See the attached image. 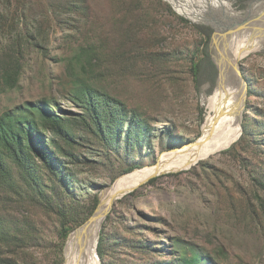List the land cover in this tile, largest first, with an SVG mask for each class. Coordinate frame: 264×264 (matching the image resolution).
Instances as JSON below:
<instances>
[{"label": "rangeland", "instance_id": "374dc122", "mask_svg": "<svg viewBox=\"0 0 264 264\" xmlns=\"http://www.w3.org/2000/svg\"><path fill=\"white\" fill-rule=\"evenodd\" d=\"M0 1L13 7L18 0ZM227 1L233 7L226 15H231L245 12L252 0ZM170 3L144 0V23L137 25L123 11L122 0H88L87 19L69 20L64 26H73L66 32L63 24H52L48 50L26 54L16 87L0 81V115L51 98L64 110L80 113L68 99L74 81L85 69L96 71L90 83L122 100L153 129L147 144L128 158L94 155L88 141L75 145L82 158L73 166L83 187L79 199L65 200L66 221L77 224L65 240L61 216L47 205L14 192L2 196L4 213L36 225L38 246L27 252L28 264H67L71 235L96 213L104 193L120 178L171 159L173 152L202 137L220 76L215 58H223L226 40L215 45L209 26L194 23ZM257 9L264 10V0ZM208 28L212 32L206 34ZM204 43L205 56L197 51ZM91 50L98 60L76 62L71 76L70 60ZM11 56L7 51L0 57L7 61ZM197 62L198 76L193 70ZM240 64L246 98L238 138L190 168L164 171L115 200L97 240L98 249L104 233L107 264H264V207L252 185L253 166L264 169V46ZM131 166L137 168L124 172ZM139 242L151 250H140ZM97 257L105 264L98 251Z\"/></svg>", "mask_w": 264, "mask_h": 264}, {"label": "trees", "instance_id": "16d2710c", "mask_svg": "<svg viewBox=\"0 0 264 264\" xmlns=\"http://www.w3.org/2000/svg\"><path fill=\"white\" fill-rule=\"evenodd\" d=\"M87 5L88 0H18L12 7L0 1V56L12 52L7 61L0 57V81L10 88L16 87L26 54L31 50L46 52L54 32L52 24H63L61 28L66 32L73 26H64L70 24L69 20L81 23L87 19L88 10H91ZM143 8L144 0H122L123 11L129 18H135L137 25L144 23ZM209 30L212 32L208 28L206 34ZM197 51L205 56V43ZM96 54L91 50L71 59V76L74 77L76 62L92 64L98 60ZM193 70L198 76L199 62L194 64ZM84 72L77 75L68 98L80 113L64 110L51 98L28 101L0 115V264H28L27 252L36 248L39 240L36 225L4 213L2 196L14 192L47 205L61 216V234L65 240L77 226L66 221L65 200L79 199L78 191L83 187L79 171L73 166L82 158L73 150L75 145L82 140L88 141L94 155L121 157L125 154L128 158L136 148L147 144L153 131L148 121L130 110L122 100L90 83L91 78H96V71L85 69ZM247 133L245 130L242 138H246ZM89 135L95 139L91 140ZM136 168L131 166L124 172ZM253 168L252 185L259 204L264 207L259 195L260 192L264 194V169L258 163ZM95 197L98 202V196ZM104 241L103 233L97 251L107 264ZM137 247L151 250L148 244L141 242ZM193 264L201 263L195 260Z\"/></svg>", "mask_w": 264, "mask_h": 264}, {"label": "bare ground", "instance_id": "6f19581e", "mask_svg": "<svg viewBox=\"0 0 264 264\" xmlns=\"http://www.w3.org/2000/svg\"><path fill=\"white\" fill-rule=\"evenodd\" d=\"M167 1L181 14L195 22L213 23L215 13L224 19L242 16L241 12L226 15L233 7L227 0ZM207 11L210 16L206 15ZM251 29L254 30L251 33L244 30V33L237 32L226 39L224 56L217 61L220 76L216 92L209 102L210 115L202 137L195 145L183 146L173 152L171 159L165 158L154 167L136 170L120 178L110 191L104 193L97 218L79 236L71 235L67 245V264H99L97 240L106 213L115 200L164 171L190 168L208 155L228 147L238 138L246 98V81L241 76L239 64L241 60L262 50L264 46V34L260 35L256 27Z\"/></svg>", "mask_w": 264, "mask_h": 264}, {"label": "water", "instance_id": "95a60500", "mask_svg": "<svg viewBox=\"0 0 264 264\" xmlns=\"http://www.w3.org/2000/svg\"><path fill=\"white\" fill-rule=\"evenodd\" d=\"M259 1L260 0H252L248 5L247 10L243 13L241 12L242 16L240 17H236V18L232 17V18H227V19L216 17L213 19V23H205V22L201 23V22H195V21L193 22L196 24H205L209 26L213 30L212 41L217 46H219L220 43L224 41V39L226 40L227 39L226 37H228L230 34L241 32V31L251 29L254 27L258 29L257 32L260 33L261 35V34H264V10H261L260 12L256 11ZM215 62L218 66L216 58H215ZM239 67L241 71V64H239ZM241 76L246 81L245 77L242 74V71H241ZM112 206L106 213L105 219L108 213L110 212ZM98 209L96 213L85 224H83L81 227L76 229L73 232V234H76L77 236H79L80 233H83L84 230H86L89 227V225L97 218Z\"/></svg>", "mask_w": 264, "mask_h": 264}]
</instances>
